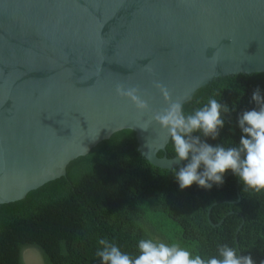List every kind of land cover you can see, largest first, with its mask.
<instances>
[{"label":"water","instance_id":"95a60500","mask_svg":"<svg viewBox=\"0 0 264 264\" xmlns=\"http://www.w3.org/2000/svg\"><path fill=\"white\" fill-rule=\"evenodd\" d=\"M251 74H264V0H0V205L122 130L153 167L186 162L157 156L170 139L154 121L138 127L151 113L118 83L155 112L167 105L154 82L183 106L215 79Z\"/></svg>","mask_w":264,"mask_h":264},{"label":"trees","instance_id":"16d2710c","mask_svg":"<svg viewBox=\"0 0 264 264\" xmlns=\"http://www.w3.org/2000/svg\"><path fill=\"white\" fill-rule=\"evenodd\" d=\"M257 88L264 97V74L218 78L197 90L183 110L191 114L210 98L227 104L218 137L201 139L212 146H238L244 135L238 120L257 108L251 99ZM157 156L176 158L171 140ZM181 166L155 168L137 151L133 131L113 134L71 161L64 176L0 205V264H25L28 249L37 251L43 264H102L96 256L100 239L135 257L138 242L148 238L178 244L202 258L217 256L218 245H228L260 264L264 190L248 189L235 175L211 189L194 183L181 190L174 175Z\"/></svg>","mask_w":264,"mask_h":264},{"label":"clouds","instance_id":"9594fccd","mask_svg":"<svg viewBox=\"0 0 264 264\" xmlns=\"http://www.w3.org/2000/svg\"><path fill=\"white\" fill-rule=\"evenodd\" d=\"M154 87L167 105L155 112L148 101L142 98L138 86L126 87L118 83L115 92L130 100L139 113H151L144 125L138 127L146 131L154 121L166 134L165 138L173 143L176 157L173 162L186 161L174 172L181 190L194 183L205 189H211L213 184H223V175L229 169L248 189L256 192L264 190V97L259 88L251 98L257 108L244 111L239 117V127L244 135L238 146L225 148L223 145L212 146L204 142L201 136L212 139L218 137L219 130L225 124L221 112L230 111L227 104L210 98L205 106L186 115L181 100H173L172 93L165 85L154 82ZM193 133L200 135L194 136ZM98 244L102 249L96 252V256L102 264H255L250 254L238 255L237 249L228 245H218L217 256L202 258L200 255L193 256L190 250L178 244L169 245L151 238L138 242V254L135 257L123 253L107 239H100ZM260 264H264V260Z\"/></svg>","mask_w":264,"mask_h":264},{"label":"rangeland","instance_id":"374dc122","mask_svg":"<svg viewBox=\"0 0 264 264\" xmlns=\"http://www.w3.org/2000/svg\"><path fill=\"white\" fill-rule=\"evenodd\" d=\"M167 223H168V221H167ZM24 262H25V264H43L40 254L33 249H28L25 251Z\"/></svg>","mask_w":264,"mask_h":264}]
</instances>
